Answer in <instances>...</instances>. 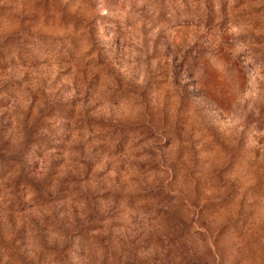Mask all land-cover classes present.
Listing matches in <instances>:
<instances>
[{
  "label": "rangeland",
  "instance_id": "obj_1",
  "mask_svg": "<svg viewBox=\"0 0 264 264\" xmlns=\"http://www.w3.org/2000/svg\"><path fill=\"white\" fill-rule=\"evenodd\" d=\"M0 264H264V0H0Z\"/></svg>",
  "mask_w": 264,
  "mask_h": 264
}]
</instances>
